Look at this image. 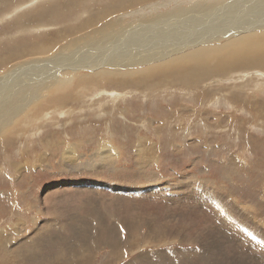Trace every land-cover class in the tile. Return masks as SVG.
<instances>
[{"label": "rangeland", "instance_id": "rangeland-1", "mask_svg": "<svg viewBox=\"0 0 264 264\" xmlns=\"http://www.w3.org/2000/svg\"><path fill=\"white\" fill-rule=\"evenodd\" d=\"M32 1L0 0V99L10 83L38 88L0 118V264H264V67L163 85L145 63L103 79L85 34L199 0ZM197 28L176 25L178 46L217 36L184 42ZM117 46L100 47L102 63Z\"/></svg>", "mask_w": 264, "mask_h": 264}, {"label": "bare ground", "instance_id": "bare-ground-1", "mask_svg": "<svg viewBox=\"0 0 264 264\" xmlns=\"http://www.w3.org/2000/svg\"><path fill=\"white\" fill-rule=\"evenodd\" d=\"M131 2L132 1L130 0V3ZM53 4H54V2H53ZM71 4L72 3H70V5ZM133 4H134V2H133ZM193 4L198 7V11H196V10H186V11L180 10L175 14H165V13H160V12L158 13V10H157V12H155L156 14H152V15H154L153 17H151L149 15L145 16V13H141V12L136 11L139 13V15H140V13L143 15H142V18L139 19L140 20L139 22H136V21H138L137 20L138 18H136V20L134 21V25H133V26H135L134 29H130L131 25L129 22H128V24L126 23L125 26H122L121 23H119L117 21H115V22L109 21L105 24H102V26H100V27L98 25L100 22L97 21L98 24H95L96 21H93L94 19H92L88 22H85L83 24V26L85 25L84 27H87V28L89 26H92V25L93 26L98 25L97 28L90 30L87 34H85L84 35L85 38H82V39L84 40L85 45L90 46V47H95V50H94L95 54L92 53L91 57H92V61L94 62L92 64L96 68H101V69H98L99 70V76L103 79L108 80L111 78L110 74H118L115 72V69H116V71L126 70V69L133 67V66L144 65L145 63H148V65L145 66L146 70H142L143 75H144V72H147L144 75V77L148 76V74H150L148 72H152L155 75L159 74V75H157L158 77L160 76L161 78H164L166 80V81L162 80V81H164L163 82V85H164V83H166V82L169 83L170 78L171 77L173 78V76L175 75L176 79L180 80V82H183V84H187V85L191 84L192 85L195 78H198V77L202 78V75L205 73L204 71H207V73H211V72H216V71L221 70V69L223 70V68L225 71H227V70H231L235 67H239V68L254 67V66L264 67V31L251 32V30L249 29L250 31L248 33L243 32V30L245 31L248 28L254 29L258 25L261 27H264V0H199L198 2H195ZM22 5H24V4H22ZM27 5H29V3H27ZM30 5H32V4H30ZM73 5H75V4H73ZM22 7H21V9H22ZM44 7L45 6H42V8H40V10L44 9ZM56 8H58V7H56ZM16 9L18 11V8H16ZM19 9H20V7H19ZM38 9H37V12H38ZM13 10L11 12H13ZM64 10H63V12H64ZM57 11H59V10H57ZM14 12L16 13V11H14ZM32 12L33 11H31L30 14ZM35 12H36V10H35ZM71 12H72V10H71ZM101 12H102V10H101ZM207 13H209V15H206ZM132 14L133 13H130L129 15L126 14L127 15L126 18L134 20V18L136 17L134 15L135 12L133 15ZM52 15H54V14H52ZM139 15H137V16H139ZM90 16L92 17V14ZM19 17H20V15H19ZM98 17H100V16H98ZM102 17L103 16H101V18ZM75 18H77V17H75ZM28 19H29V17H28ZM197 19H200V20L206 22V24L208 26H205V27L198 26ZM121 20L123 21L122 23H124V20H126V19H121ZM19 21L21 22V19H19ZM25 21H26V19H25ZM25 21H24V23H22L23 25L27 24V23H25ZM58 22H59V20H58ZM45 24H42V25H45ZM136 24L139 26H136ZM176 25L182 26L185 29H188V28L194 29L195 27H198L197 32L195 34H193V36H186L183 39L184 42H186V43H193V42L202 40L203 35L201 32L206 31V30H210V31L215 30L216 31L215 35H217V36H215L213 39L208 38L207 41H201V42L195 43L197 45H205V44L209 43L208 45L200 47V48H194L193 49V46L195 44H184V43H182L180 46H178V44H180V43L178 42L177 38L175 37V34H178L175 31ZM120 26H122V27H120ZM9 27H10V25H9ZM131 28H133V27H131ZM178 35H184V34H178ZM138 36H140V38H138ZM195 36H198L200 38L195 37ZM231 36H234V38H229L225 44H223L221 46H212L214 43H216L214 41L215 39H217V41H218L220 38H226V37H231ZM138 41H141L142 43H138ZM75 42H76V47H75V49H76L77 46H79V42L77 40ZM134 42H136V44L134 46H130L129 47L130 50H128L126 47L128 45L134 43ZM11 44H12V42H11ZM106 44L113 46V47H115L116 45H119V46H117V48H123L125 53L119 54L121 56V58L118 61L109 60V61H105L104 63H102L101 51H102V53L104 51H103V48H100V47L104 46ZM141 44H148V45L142 47L139 50L135 49L137 51L131 50L137 46H141ZM156 45H157V48H160L161 50L157 51ZM191 45H192V47L190 49H186L187 46H191ZM75 49H74L73 53L66 55L64 57V59L72 56L75 53ZM115 49H113V50H115ZM11 50H12V48H11ZM152 50L157 51L158 56L154 57L152 59H149L148 55H150L149 53ZM97 52H99V55H96ZM124 60H126L127 62H122ZM74 62L76 63L77 61H74ZM205 66H206V68L204 69L203 67H205ZM66 68H69V67H66ZM139 71H140V69H134V70H129V71H125V72L136 73ZM177 71H180V72L176 73ZM106 72H108V73H106ZM219 73H220V71H219ZM9 74H11V73H9ZM138 74H141V73H137L135 75L130 74V76H129V73H126V74H124V76L125 75L129 76V79H130L131 76L134 75V77H135ZM143 75H141V76H143ZM210 75H214V74L211 73ZM193 76L195 78L193 79V81H191ZM121 77H119V78H121ZM33 79H40V76L39 77L38 76L33 77ZM139 79H140V77H139ZM145 79H147V78H145ZM145 79H143V80L140 79V81L141 80L144 81ZM131 80H134V79L132 78ZM138 80H135V81H138ZM120 81H122L121 83H125L123 79H121ZM2 84L0 86H2ZM193 84H195V83H193ZM196 84H198V83H196ZM10 86H11L10 89H12V90L15 89L16 92L12 93L13 95L11 96V98L9 100L7 97H5L4 100L2 99L3 101H1V99H0V118L2 116L3 117L7 116L8 113L12 112L11 110L13 108L16 109V107L19 105V103L22 100H24L29 93L35 92L38 89V88H34V87H29V88L23 87V88L19 89L15 86L14 83H10ZM46 87H47V85H46ZM4 92H5V90L1 89L0 95L3 94ZM39 93L40 92H38L35 95H39ZM119 95L121 96V94H119ZM235 96H236V94H235ZM9 97H10V95H9ZM111 97H112V100L114 102V101H116L115 98L117 97V94L113 92V93H111ZM20 113L21 112L18 111L17 115L19 116ZM14 115H15V112H14V114L11 115V117L9 119L13 118ZM48 115H49V113L46 114V116H48ZM1 241H2V238L0 239V242Z\"/></svg>", "mask_w": 264, "mask_h": 264}]
</instances>
